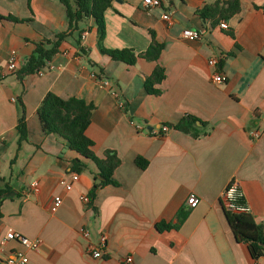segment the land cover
Returning a JSON list of instances; mask_svg holds the SVG:
<instances>
[{
  "label": "crops",
  "instance_id": "1",
  "mask_svg": "<svg viewBox=\"0 0 264 264\" xmlns=\"http://www.w3.org/2000/svg\"><path fill=\"white\" fill-rule=\"evenodd\" d=\"M206 1L212 0H161L147 10L142 0H111L103 46L143 52L153 34L164 44L156 61L126 64L101 53L88 17L45 69L20 76L15 70L38 42L67 30L65 8L60 0H0V235L12 229L41 238L39 250L26 252L28 264H264V254L236 240L220 203L236 179L240 202L264 229V0H240L238 13L215 24L196 13ZM168 9L170 21L162 18ZM184 28L198 30L199 38L183 37ZM155 65L164 79L156 85L160 93L150 94L144 80ZM213 72L226 80L213 82ZM49 91L92 103L85 130L92 150L102 156L112 149L120 158L115 183L95 191L97 214L82 200L96 183V165L42 131L37 107ZM18 98L26 118L21 142ZM187 115L195 118L198 137L173 127ZM251 129L259 131L255 140ZM75 158L84 165L73 181ZM191 193L200 199L194 207L187 204ZM55 195L62 202L52 212ZM182 211L178 228L157 229L159 222L176 223ZM101 234L107 244L93 257L87 247Z\"/></svg>",
  "mask_w": 264,
  "mask_h": 264
},
{
  "label": "trees",
  "instance_id": "2",
  "mask_svg": "<svg viewBox=\"0 0 264 264\" xmlns=\"http://www.w3.org/2000/svg\"><path fill=\"white\" fill-rule=\"evenodd\" d=\"M65 8L67 19V30L59 32L56 40H43L35 45L32 53L24 59L22 65L15 70L16 74L23 76L26 74L36 73L45 69L54 55L59 52L61 41L66 35L73 30L80 28V23L88 17H92L96 26L98 36V49L101 53L107 55L112 60L122 61L126 64H134L138 57L156 61L164 48V44L152 39L143 52H134L131 48L113 49L106 48L102 44L105 23L104 11L110 6L111 0H60ZM241 9L240 0H212L206 1L196 10L201 19H210L212 24L220 20H228ZM152 33V32H151ZM164 79V69L160 65H155L152 73L144 80V88L150 94H159L160 90L156 86ZM21 107V114L16 125L18 130V142L26 140V122L25 108L22 100L18 98ZM94 108L92 103H87L83 98L71 96L63 98L53 92H47L37 107L42 131L45 133H53L59 136L66 145L76 151L83 158L91 160L97 167V177L100 183H94L88 192V205L94 214L98 210L92 201L95 191L98 187L105 184L115 183L113 177L116 167L120 163L116 151L106 149L102 156L97 155L92 150L93 141L85 134V130L91 119V112ZM195 118L192 116H184L173 125L175 129L185 133H191L194 137H198L200 133L194 126ZM136 163L144 167L145 162L137 157ZM83 162L79 158L73 160L71 170L80 172ZM4 190H0V194ZM223 208V207H222ZM226 220L237 241L247 242L260 254H264V229L257 223L249 212H233L223 208ZM186 211L180 212L177 216L176 223L159 222L156 227L158 230L178 228L179 224L186 217Z\"/></svg>",
  "mask_w": 264,
  "mask_h": 264
},
{
  "label": "built area",
  "instance_id": "3",
  "mask_svg": "<svg viewBox=\"0 0 264 264\" xmlns=\"http://www.w3.org/2000/svg\"><path fill=\"white\" fill-rule=\"evenodd\" d=\"M142 4L147 10L154 9L156 7L161 6V0H142ZM174 13L173 9H168V11H164L162 14V18L166 21H170L172 14ZM221 28H227V24L225 21H221L219 23ZM182 36L189 39H197L200 36V32L196 29L192 28H184L181 32ZM86 36L85 33L81 35L82 38ZM209 65H215L216 59L209 58ZM5 68L7 70H15L16 69V54L14 51L11 52L9 58L7 59ZM3 70L0 68V75H2ZM211 80L216 83H222L226 80V76L220 72H213L211 76ZM108 84L107 81L104 82ZM162 131H167L169 127L167 125H163L161 127ZM249 136L251 139L255 140L259 137V131L255 129H251L249 131ZM72 180L78 179V172H72L71 174ZM66 190L72 188V184L69 182L61 181ZM33 186L36 185V182L32 183ZM243 197V192L241 190L240 184L236 179H232L225 186L221 198L220 203L221 206L227 210L233 212H248L249 208L241 203V199ZM82 200L84 202H88V196H82ZM199 197L195 194L191 193L187 197V204L190 207H194L199 202ZM62 202V198L60 195H55L52 198L50 210L52 212L56 211ZM84 236L88 235L87 229H81ZM108 236L106 234H101L98 238V241L95 245H88L87 249L92 254L93 257H101L102 250L105 248L107 244ZM41 238H28L27 236L21 234L18 231L9 229L3 235H0V264H28V256L27 251H37L40 248ZM14 243L16 245H14ZM9 244H13L14 246L10 247ZM126 261L128 263L131 262V258L127 257Z\"/></svg>",
  "mask_w": 264,
  "mask_h": 264
},
{
  "label": "water",
  "instance_id": "4",
  "mask_svg": "<svg viewBox=\"0 0 264 264\" xmlns=\"http://www.w3.org/2000/svg\"><path fill=\"white\" fill-rule=\"evenodd\" d=\"M95 182H96V183H100L101 180H100L99 178H97V179L95 180Z\"/></svg>",
  "mask_w": 264,
  "mask_h": 264
}]
</instances>
